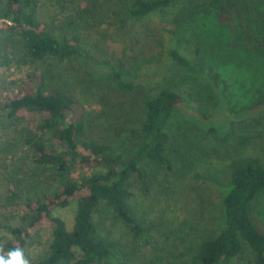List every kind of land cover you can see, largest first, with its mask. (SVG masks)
<instances>
[{"label": "trees", "instance_id": "1", "mask_svg": "<svg viewBox=\"0 0 264 264\" xmlns=\"http://www.w3.org/2000/svg\"><path fill=\"white\" fill-rule=\"evenodd\" d=\"M111 1L0 0V67L13 61L32 67L18 87L0 91V133L5 137L0 144L6 146L0 150L4 184L0 257L7 259L9 251L20 248L29 264H264V223L252 208L256 195L264 190V160L257 153L244 152L264 136L260 117L241 115L226 131V125L206 127L218 147L204 151L205 156L214 154L227 161L223 219L216 229L184 224L170 237L132 202L137 193L176 201L194 158L166 130L184 94L165 85L145 89L122 70L123 62L115 57L94 61L83 46L81 25L94 20ZM122 3L132 20L168 15L175 37L186 24L209 21L208 29L216 35L215 42L219 40L217 47L207 50L215 53L214 58L202 53L199 35L190 50L186 47L190 40L176 37L180 43L187 41L182 52H192V57L182 54L180 46L171 48L170 56L176 66L208 83L212 95L227 106V82L213 68L220 64L218 52L229 43L220 42L233 38V51L243 52L244 62L264 73V0ZM75 58L85 62L88 75L83 80L91 95L90 83L95 80L88 76L99 77V90L124 96L116 102L111 94L104 95V110L113 119L107 129L112 128L113 135H97L81 99L50 72L54 62ZM255 91L249 108L264 106V88ZM36 113L40 118L31 128L26 120ZM200 115L209 119L204 111ZM73 200L76 211L72 227L67 228L52 209ZM208 201L202 200L200 208H206ZM109 220L111 225L119 221L123 231L115 234ZM45 226H50L49 242L30 256L35 234ZM143 247H148V256L140 260Z\"/></svg>", "mask_w": 264, "mask_h": 264}, {"label": "rangeland", "instance_id": "2", "mask_svg": "<svg viewBox=\"0 0 264 264\" xmlns=\"http://www.w3.org/2000/svg\"><path fill=\"white\" fill-rule=\"evenodd\" d=\"M122 2L123 0H113L105 4L94 20L81 25L83 46L89 50L94 61L115 57L123 62L122 70L127 72L133 80L140 82L145 89L165 85L178 88L184 94L185 98L172 112L166 130L172 140L182 143L194 158L193 166L183 180V187L176 201H165L163 198H157L155 194L142 196L137 193L132 198V202L145 217L156 223L160 232L169 231L170 237L171 232L175 233L184 224L200 229L204 227L208 230L216 229L223 219L221 196L228 185L227 161L214 154L211 157L205 156L204 151L218 147L215 139L206 131V127L211 123L220 128L226 125L224 128L226 131L232 128V120L240 118L241 115L256 116L264 120V106L249 108L256 97L255 92L258 94L255 89L264 88V73L250 68L244 62L243 52L233 51L231 47L233 38H225L224 42H220L223 46L227 40L229 43L224 46L225 51L218 52L222 54L220 64L213 68L227 82V92L230 95V103L227 106L217 96L212 95L208 83L201 81L200 78H193L186 69L176 66L170 56L171 48L180 46L178 50L182 54L188 59L192 57V52L184 50L182 52V49L190 40L186 45L187 50H190L191 46L198 43L195 40L199 35L203 38L202 53L214 58L215 53L207 52V50L213 45L217 47L219 40L215 42L216 35L211 28L208 29L209 21L203 19L186 24L182 28L183 32L176 35V37L187 39L180 43L174 36V25L167 21L168 15L165 17L164 14L155 13L140 20H132L125 14ZM217 35H220V31ZM31 68L14 61L7 66L0 67V91L5 88L14 90ZM49 69L61 84L69 87L81 99L88 111L87 122L91 124L95 133L99 136L113 135L112 128L107 129L108 123L113 119L109 116L110 112L104 110L106 92L104 89L99 90L101 87L99 77L88 76L95 80L90 83L92 95L90 94L88 84L83 80L88 75L85 62L76 58L64 60L54 62ZM107 93L111 94V99L116 102L124 99V96H118L112 92ZM134 97L139 99V95H133ZM201 111L208 114L209 119L200 115ZM39 118L40 115L37 113L32 118L27 117L26 124L34 128ZM118 122L119 120L115 123ZM116 128H120L119 124ZM4 138V135L1 136L0 133V142ZM5 148L4 144H0L1 151ZM244 152L257 153L264 160V136L261 140L251 144ZM6 160V162H11V158H6ZM2 162L0 157V163ZM77 172L86 171L76 170L74 173ZM3 186L4 184L0 181V198L3 195ZM204 199L209 200L208 206L200 208L199 203ZM252 208L254 215L264 223V190L256 195ZM75 211L76 200H73L67 206L53 208L52 214L62 218L66 227L71 228ZM200 217L203 222L198 224L196 222ZM108 223L110 226L113 225L115 234L123 231L124 226L119 221L111 225V220H109ZM191 232L194 233V230ZM158 233L157 231L156 234ZM49 239L50 226H45L38 235L35 234V244L29 247V255L35 256L44 250ZM148 251V247H143L140 250L139 259L145 260Z\"/></svg>", "mask_w": 264, "mask_h": 264}, {"label": "clouds", "instance_id": "3", "mask_svg": "<svg viewBox=\"0 0 264 264\" xmlns=\"http://www.w3.org/2000/svg\"><path fill=\"white\" fill-rule=\"evenodd\" d=\"M8 258L0 257V264H29V261L24 257L23 250L16 248L8 252Z\"/></svg>", "mask_w": 264, "mask_h": 264}]
</instances>
